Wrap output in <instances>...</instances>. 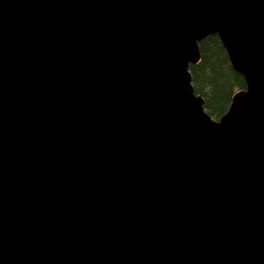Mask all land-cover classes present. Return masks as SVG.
<instances>
[{"label": "water", "instance_id": "obj_1", "mask_svg": "<svg viewBox=\"0 0 264 264\" xmlns=\"http://www.w3.org/2000/svg\"><path fill=\"white\" fill-rule=\"evenodd\" d=\"M0 264H264V0H0Z\"/></svg>", "mask_w": 264, "mask_h": 264}, {"label": "trees", "instance_id": "obj_2", "mask_svg": "<svg viewBox=\"0 0 264 264\" xmlns=\"http://www.w3.org/2000/svg\"><path fill=\"white\" fill-rule=\"evenodd\" d=\"M201 61L190 66L193 86L205 99L206 111L216 120L224 116L236 92L246 88L240 74L232 67L219 36L200 43Z\"/></svg>", "mask_w": 264, "mask_h": 264}]
</instances>
